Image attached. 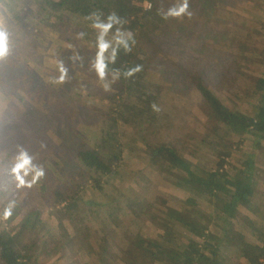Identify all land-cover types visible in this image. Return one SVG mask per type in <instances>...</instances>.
Masks as SVG:
<instances>
[{"label":"rangeland","instance_id":"374dc122","mask_svg":"<svg viewBox=\"0 0 264 264\" xmlns=\"http://www.w3.org/2000/svg\"><path fill=\"white\" fill-rule=\"evenodd\" d=\"M189 8L192 17L178 18L174 28L149 48V72L134 80L133 97L122 103L121 114L110 110L112 89H104L107 82L92 67L96 60L80 46L73 47L78 36L74 26L63 31L61 41L57 34L39 27L45 40L36 50L31 66L25 69L26 63L22 62L23 69L18 68L16 74L29 84V91L14 88V81L8 78L0 82V153L4 159H0V171L5 177L2 182L11 184V193L19 192L25 209L40 208L42 219L55 237L70 231L71 225L50 214L40 181L30 189H17L9 174L20 147L33 154L36 163L45 164L56 183H84V207L92 205L100 210V218H106L110 227L109 231L107 226L100 225V219L96 224L85 218V224L98 236L94 245L107 232L117 251L138 233L163 241L159 209L194 222V216L208 221L217 216L218 221L211 223L217 228L225 224L219 209L204 199H197L198 208L186 205L183 200L188 193L163 179L150 166L147 147L171 144L199 165L210 166L218 160L219 152H230L225 168L231 175L251 154L258 192L252 206L254 214L249 217L257 230L253 231L239 218L233 225L251 234L253 240H264V141L258 146V138L250 136L239 144L237 136L216 128L201 112L202 98L192 81L193 77L203 80L231 109L250 111L254 101L251 92L262 65L237 54V46L261 43L264 0H189ZM0 16L4 17L1 10ZM74 54L80 60L71 59ZM58 61H63L68 69L62 84L51 82L58 75ZM3 71L0 69V74ZM144 96H150L152 103H143ZM82 141L87 146L104 141L122 149L115 176H97L101 181L99 187L90 183L89 173L75 161V149ZM109 212L117 215V221L109 217ZM171 233L175 236L171 245L188 236L181 225L173 226ZM72 253L64 248L38 259L43 264H84L89 259L84 251ZM61 255L67 258L60 259ZM137 262L142 263L139 258ZM225 264H244V260L233 255Z\"/></svg>","mask_w":264,"mask_h":264},{"label":"trees","instance_id":"16d2710c","mask_svg":"<svg viewBox=\"0 0 264 264\" xmlns=\"http://www.w3.org/2000/svg\"><path fill=\"white\" fill-rule=\"evenodd\" d=\"M177 2L179 4L181 0H0L1 13L9 19L14 41L11 54L0 60V69L5 70L0 74V82L8 78L14 81V88L16 86L18 90L29 91V84L16 74L18 68L23 69L22 62L26 63L25 69L31 66L38 52L36 50L45 40L39 27L57 34V39L61 41L63 31L68 32L67 28L74 26L78 34L84 35L77 36L73 47L80 46L91 58L107 62L113 49L117 51L115 62L107 64L108 75L104 81L112 89L111 112L121 114L122 103L133 97L132 83L149 72V48L155 47L162 35L173 29L178 20L164 19L162 11H167ZM145 3H150V7L147 8ZM113 14L120 23L104 27L110 23L109 17ZM94 24H100L101 27H94ZM129 32L132 34L131 40L127 36ZM259 33V45L241 43L237 46V54L262 65L260 76L255 77V90L251 92L254 101L250 103V111L231 109L219 98L215 89L203 80L192 78L202 98L199 107L204 116L216 128L228 135L237 136L239 144L255 136L258 138V146L264 141V29ZM125 40L131 51L124 50L121 42ZM137 65L141 66L140 72L132 77L123 75L127 69ZM7 66L12 68L8 69ZM114 70L121 73L115 81L112 80ZM17 83L19 85H15ZM151 100L150 96L142 99L143 103L150 104ZM111 114L108 116L112 117ZM86 144L83 141L80 143L75 149L74 158L89 173L90 183L99 187L101 181L97 176H115L123 152L120 146L114 147V144L109 145L104 141L96 146ZM146 154L150 166L163 179L188 193L183 200L186 205L198 208L197 199H204L219 209L223 216L220 219L225 224L218 229L211 223L218 221L217 216L212 221L194 216V222L159 209L162 216L158 220L163 241H154L138 233L132 236L124 248L117 251V245L113 244L106 232L102 241L94 245L98 236L93 228L85 224V218L96 224L100 219V225L107 226L109 231L110 227L106 224V218H100V210L94 209L92 205L84 207V183L75 180H72V185L56 183L46 165L39 163L45 170L40 188L50 214L59 221L67 220L71 230L55 237L47 222L42 219L40 208L34 206L25 209L19 192L11 193V184L2 182L5 177L0 171V212L9 201H15L12 216L7 220L0 218V264H43L38 259L41 255L51 256L64 248L72 254L84 251L89 258L84 264H225L228 257L233 255L242 258L244 264H264V240H253L251 234L233 225L239 218L253 231L257 230L256 223L249 217V214H254L252 206L258 192L254 177L255 162L251 154L233 175L225 168L230 161V152H219L218 160L211 166L199 165L171 144L149 146ZM147 205H151L150 201ZM116 216L109 212L112 220L117 221ZM116 225L121 227L118 222ZM177 225L186 229L188 236L171 245L175 241L172 227ZM59 258L67 257L61 255ZM137 258L142 263H138Z\"/></svg>","mask_w":264,"mask_h":264},{"label":"clouds","instance_id":"9594fccd","mask_svg":"<svg viewBox=\"0 0 264 264\" xmlns=\"http://www.w3.org/2000/svg\"><path fill=\"white\" fill-rule=\"evenodd\" d=\"M164 19L168 18H182L187 16L192 17L193 12L189 8V0H181L178 5H174L167 11H162ZM109 24L104 27H111L112 23H120L119 19L113 14L109 17ZM94 27H101L100 24H94ZM83 33H79V37H83ZM128 39L131 40L132 34L129 32L127 34ZM135 41L133 40L132 43ZM12 32L10 31L9 19L0 16V60L6 59L12 52L13 48ZM122 46L125 51H131V47L127 40L122 41ZM117 51L113 49L111 55L108 57L107 62L103 59H97L92 67L96 70L98 76L101 80H104L107 73V64L114 63L116 59ZM71 59L74 61L80 60L78 54H74ZM56 71L58 75L51 78V82L54 84H62L67 79L68 69L64 65L63 61H58L56 66ZM141 71V66L137 65L135 67L127 69L123 75L125 77H132L136 73ZM121 73L119 70H114L112 72V80L115 81L119 79ZM105 90L110 87L109 83L103 85ZM155 107V106H153ZM0 159H3V154L0 153ZM9 174L14 178L15 186L17 189H30L36 185L45 176L44 167L41 164L35 162V156L30 154L26 149L20 147L17 151L16 156L13 159L12 167L10 168ZM15 207V201H9L8 204L0 212V218L7 220L12 216L13 208Z\"/></svg>","mask_w":264,"mask_h":264},{"label":"built area","instance_id":"2783aa9c","mask_svg":"<svg viewBox=\"0 0 264 264\" xmlns=\"http://www.w3.org/2000/svg\"><path fill=\"white\" fill-rule=\"evenodd\" d=\"M145 6L148 8L150 7V3H145Z\"/></svg>","mask_w":264,"mask_h":264}]
</instances>
